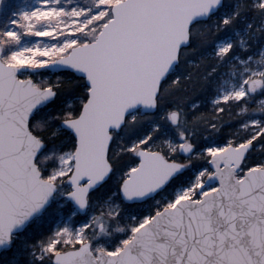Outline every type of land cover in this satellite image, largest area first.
Here are the masks:
<instances>
[{
	"label": "snow or ice",
	"instance_id": "1",
	"mask_svg": "<svg viewBox=\"0 0 264 264\" xmlns=\"http://www.w3.org/2000/svg\"><path fill=\"white\" fill-rule=\"evenodd\" d=\"M0 264H264V0H0Z\"/></svg>",
	"mask_w": 264,
	"mask_h": 264
}]
</instances>
